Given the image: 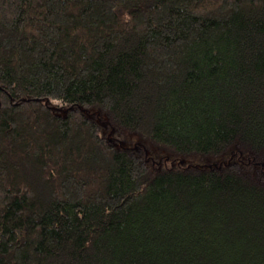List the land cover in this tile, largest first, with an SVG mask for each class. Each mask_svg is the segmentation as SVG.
Masks as SVG:
<instances>
[{
    "label": "trees",
    "instance_id": "obj_1",
    "mask_svg": "<svg viewBox=\"0 0 264 264\" xmlns=\"http://www.w3.org/2000/svg\"><path fill=\"white\" fill-rule=\"evenodd\" d=\"M0 264H264V0H0Z\"/></svg>",
    "mask_w": 264,
    "mask_h": 264
},
{
    "label": "rangeland",
    "instance_id": "obj_2",
    "mask_svg": "<svg viewBox=\"0 0 264 264\" xmlns=\"http://www.w3.org/2000/svg\"><path fill=\"white\" fill-rule=\"evenodd\" d=\"M96 118L103 129V133L105 135H108L109 127L106 119L103 116H97ZM114 143L117 147L120 148H129L134 149L138 152H142L145 155V158L147 159L148 163L158 170L170 167L175 168L177 166H219L236 160L235 149H232L227 154L219 157L179 156L167 152L157 146H154L147 141H142L136 136H130L126 133L116 137Z\"/></svg>",
    "mask_w": 264,
    "mask_h": 264
}]
</instances>
